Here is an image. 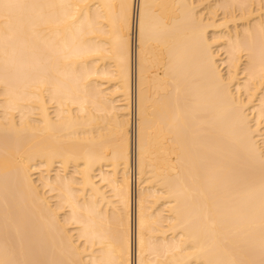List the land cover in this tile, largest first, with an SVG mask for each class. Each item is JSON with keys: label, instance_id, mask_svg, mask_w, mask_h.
<instances>
[{"label": "bare ground", "instance_id": "6f19581e", "mask_svg": "<svg viewBox=\"0 0 264 264\" xmlns=\"http://www.w3.org/2000/svg\"><path fill=\"white\" fill-rule=\"evenodd\" d=\"M0 264H264V0H0Z\"/></svg>", "mask_w": 264, "mask_h": 264}]
</instances>
